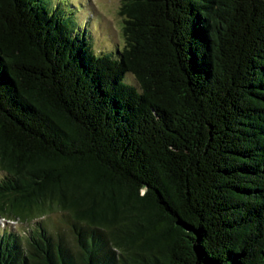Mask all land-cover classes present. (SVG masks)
<instances>
[{
    "label": "trees",
    "instance_id": "obj_1",
    "mask_svg": "<svg viewBox=\"0 0 264 264\" xmlns=\"http://www.w3.org/2000/svg\"><path fill=\"white\" fill-rule=\"evenodd\" d=\"M95 54L0 0V264H264V0H121ZM90 35V34H89ZM63 213L72 235L41 218Z\"/></svg>",
    "mask_w": 264,
    "mask_h": 264
},
{
    "label": "rangeland",
    "instance_id": "obj_2",
    "mask_svg": "<svg viewBox=\"0 0 264 264\" xmlns=\"http://www.w3.org/2000/svg\"><path fill=\"white\" fill-rule=\"evenodd\" d=\"M38 1V0H37ZM52 13L61 15L68 21L73 33L84 36L91 43L95 54L109 52L121 47L122 17L119 14L121 0H39ZM90 34V35H89ZM122 48V47H121ZM3 172L0 171V178ZM63 213L53 210L41 218L32 220L42 221L51 230H59L67 240L72 235L67 223L62 218ZM9 226L11 229L24 230L28 226L25 222L0 218V229Z\"/></svg>",
    "mask_w": 264,
    "mask_h": 264
}]
</instances>
